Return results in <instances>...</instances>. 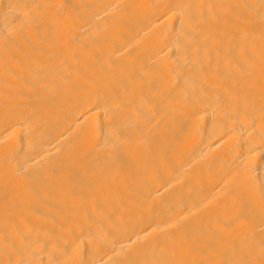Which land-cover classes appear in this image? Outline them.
<instances>
[{"label": "bare ground", "instance_id": "obj_1", "mask_svg": "<svg viewBox=\"0 0 264 264\" xmlns=\"http://www.w3.org/2000/svg\"><path fill=\"white\" fill-rule=\"evenodd\" d=\"M0 264H264V0H0Z\"/></svg>", "mask_w": 264, "mask_h": 264}]
</instances>
